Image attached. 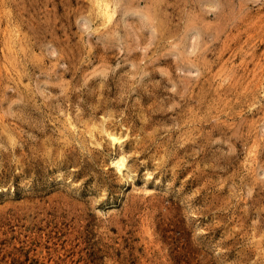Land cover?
I'll return each mask as SVG.
<instances>
[{
	"label": "rangeland",
	"instance_id": "rangeland-1",
	"mask_svg": "<svg viewBox=\"0 0 264 264\" xmlns=\"http://www.w3.org/2000/svg\"><path fill=\"white\" fill-rule=\"evenodd\" d=\"M0 264H264V0H0Z\"/></svg>",
	"mask_w": 264,
	"mask_h": 264
},
{
	"label": "bare ground",
	"instance_id": "bare-ground-1",
	"mask_svg": "<svg viewBox=\"0 0 264 264\" xmlns=\"http://www.w3.org/2000/svg\"><path fill=\"white\" fill-rule=\"evenodd\" d=\"M96 1V0H95ZM109 1V0H108ZM108 4H109V2H108ZM97 5V4H96ZM98 8V7H97ZM101 8V7H100ZM111 8V7H110ZM114 8V7H113ZM105 10V13L106 12H109L108 10L106 11V9H104ZM112 11V10H111ZM104 13V14H105ZM111 13H113V12H111ZM100 14V13H99ZM101 14H103V11H102V13ZM106 16V15H105ZM107 17V16H106ZM104 21V20H103ZM112 139L115 141L117 138L116 137H112ZM122 166H124L123 165V159L122 158H120V159H118L117 161H116V167L119 169V170H121V167Z\"/></svg>",
	"mask_w": 264,
	"mask_h": 264
}]
</instances>
